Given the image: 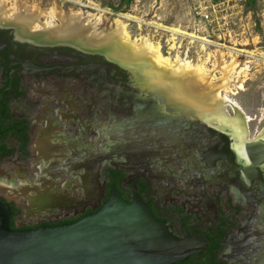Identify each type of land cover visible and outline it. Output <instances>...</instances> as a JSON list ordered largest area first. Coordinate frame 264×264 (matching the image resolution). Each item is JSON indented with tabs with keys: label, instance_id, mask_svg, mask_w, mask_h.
I'll return each mask as SVG.
<instances>
[{
	"label": "flooded vegetation",
	"instance_id": "af4514ba",
	"mask_svg": "<svg viewBox=\"0 0 264 264\" xmlns=\"http://www.w3.org/2000/svg\"><path fill=\"white\" fill-rule=\"evenodd\" d=\"M46 31L0 24V201L11 227L75 223L116 188L175 237L209 240L175 264H264L261 121L252 131L245 114L203 105L148 62ZM124 148L135 156L117 160Z\"/></svg>",
	"mask_w": 264,
	"mask_h": 264
},
{
	"label": "water",
	"instance_id": "95a60500",
	"mask_svg": "<svg viewBox=\"0 0 264 264\" xmlns=\"http://www.w3.org/2000/svg\"><path fill=\"white\" fill-rule=\"evenodd\" d=\"M120 136L116 140L128 133ZM112 149L107 145L103 151L107 159ZM135 154L125 148L114 153L117 160ZM208 242L203 237H175L139 195L128 203L116 188L95 214L37 229H13L11 211L0 201V264H175L207 250Z\"/></svg>",
	"mask_w": 264,
	"mask_h": 264
},
{
	"label": "bare ground",
	"instance_id": "6f19581e",
	"mask_svg": "<svg viewBox=\"0 0 264 264\" xmlns=\"http://www.w3.org/2000/svg\"><path fill=\"white\" fill-rule=\"evenodd\" d=\"M9 3V0H0V24L8 23L17 27H22L25 30H30L41 25L52 37L83 39L87 47H105L110 50L109 53L111 56L114 55L118 59L138 63L148 62L157 75H160L161 72L162 78L176 80L179 87L187 92L190 90L197 96L199 102L209 107L220 106L225 108L229 105L236 112H240L235 104L228 101L226 97H223L220 89H225L227 92L234 95L235 93H233L230 85L233 82L231 80L232 75L239 74L240 78L246 79L247 69L249 71L251 69L250 65L259 63L261 60L264 62V52H260L259 54L256 53L255 55L252 54L253 51L251 55L249 57L247 56L248 58L245 59L246 63L238 65L239 52L232 51L228 52L231 60L230 63L227 64V54L224 51H218L215 53L214 65H209L211 55L204 60V62H207V66L212 69L217 65L215 70L210 72L205 66L192 64V62L187 60L184 56L183 58L178 55L183 59L177 56L176 58L173 57L175 59L165 56L162 53L161 45L153 42L151 37L141 36L140 38H132L127 29L128 25L124 20L135 21L142 27L145 25V22L141 19L129 15H121L119 18L115 19V27L111 33H99L96 27L101 24L100 18L96 19L95 24H92L91 21L94 19L92 15L84 18L81 13H73L71 11L61 13L53 8L50 12V16L53 20L58 19L61 25L57 27H53V25L46 27L41 24L39 9H30L24 2L19 0H15L11 6H9ZM93 8L98 12L105 13V11L100 10L98 7ZM158 27L171 33V36L174 37L172 40L174 41L176 36L188 37L189 35L180 27L164 28L162 25H158ZM196 40L201 41L202 46L206 43L199 38H196ZM175 47L178 48L176 43ZM201 61L202 60L197 62ZM246 64L247 69L239 70V72L237 71L240 65L246 66ZM217 72H220L222 76L219 77ZM160 78L161 76L158 77V79ZM241 83H243V81ZM243 88V84L238 83V89L242 90ZM246 120H249V118L247 117Z\"/></svg>",
	"mask_w": 264,
	"mask_h": 264
},
{
	"label": "rangeland",
	"instance_id": "374dc122",
	"mask_svg": "<svg viewBox=\"0 0 264 264\" xmlns=\"http://www.w3.org/2000/svg\"><path fill=\"white\" fill-rule=\"evenodd\" d=\"M9 1V6H11V4L15 2V0ZM19 1L24 2L28 7H30V9H39L41 24L46 27L52 25L53 27H57L61 25V22L58 19L53 20L50 16V12L53 8L61 13H67L70 11L73 13H81L84 18L92 15L94 16V19L91 21L92 24H95L96 19L100 18L101 24L100 26L96 27V30L99 33H111L115 27V19L119 18V16L121 15H129L134 18L141 19L145 22V25L141 27L135 21L124 20L128 25L127 29L132 38L148 36L152 38L153 42L159 43L160 45L163 44V42H161V38L166 35L165 32H169L165 29L159 28L158 25H162L164 28H178V25L180 23H183V9L181 7L182 0H133L132 2L131 0H127L128 3H125L122 0ZM161 4L163 6L160 8ZM249 4L250 5L248 6L251 7V11L256 15L264 10V0H254L252 4ZM93 7H98L100 10L105 11V13L98 12L97 10H94ZM254 20L257 23V27H255L253 35H258L259 41L255 40V44L253 46L252 40L255 38L250 37L251 45L246 49H256V51L252 53L256 55V53L259 54L260 52H264V18H258L255 16ZM260 21L262 22V24ZM38 26L42 27L41 25ZM253 35L251 34V36ZM177 57L181 58L180 56ZM245 59L241 61L238 58V65L246 63ZM201 60V62L192 64L205 66L210 72L215 70V68L217 67L216 65L212 69L211 67L207 66V62H204L205 59ZM261 61H259V63L252 64L253 66L250 65V71L247 69V64L246 66L240 65L237 71L239 72V70L241 71L243 69H247L248 72L246 79L240 78L239 74L232 75L231 80L233 82L230 85L233 93H235L234 95L227 92L225 89H220L223 97H226L228 101H231L233 104H235L240 112L245 114V116L249 118V125L252 131L257 129V127L259 126L258 121H261L260 126H264V62ZM229 63L230 61H227V64ZM217 75L219 77L222 76L220 72H217ZM242 81L243 83H241ZM238 83L243 84L244 88L242 90L238 89ZM231 108L232 107L230 106V112L233 114V108Z\"/></svg>",
	"mask_w": 264,
	"mask_h": 264
},
{
	"label": "built area",
	"instance_id": "2783aa9c",
	"mask_svg": "<svg viewBox=\"0 0 264 264\" xmlns=\"http://www.w3.org/2000/svg\"><path fill=\"white\" fill-rule=\"evenodd\" d=\"M249 3L250 0H182L183 23L178 27L189 35L176 36L174 41L171 33L165 32L166 35L161 38L162 52L172 58L184 56L192 63L206 60L211 55L210 66L214 65L215 53L218 51L227 54V61L231 60L228 52L232 51L239 52L241 61L247 59L256 51L246 49L251 45L250 37L255 38L252 40L253 46L255 40L259 41V36L253 35L257 27L255 16L264 18V10L256 15L248 6ZM196 38L206 43L202 46Z\"/></svg>",
	"mask_w": 264,
	"mask_h": 264
},
{
	"label": "trees",
	"instance_id": "16d2710c",
	"mask_svg": "<svg viewBox=\"0 0 264 264\" xmlns=\"http://www.w3.org/2000/svg\"><path fill=\"white\" fill-rule=\"evenodd\" d=\"M123 2H125V3H128L127 2V0H122ZM133 0H131V2H132ZM254 2V0H250V3L252 4Z\"/></svg>",
	"mask_w": 264,
	"mask_h": 264
}]
</instances>
